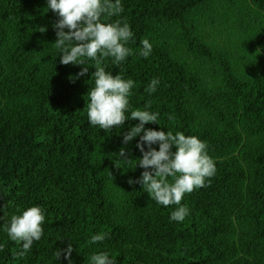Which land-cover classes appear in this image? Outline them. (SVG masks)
<instances>
[{"label":"trees","instance_id":"1","mask_svg":"<svg viewBox=\"0 0 264 264\" xmlns=\"http://www.w3.org/2000/svg\"><path fill=\"white\" fill-rule=\"evenodd\" d=\"M122 3L104 22L127 19L133 54L121 65L105 58L106 70L136 82L132 110L150 104L160 113L146 128L206 141L216 174L182 200L190 215L170 221L174 206L129 185L144 171L137 161L115 163L138 121L112 132L87 121L95 62L70 80L83 66L59 62L58 17L46 0H0V264H67L54 251L70 241L74 264L100 251L117 264H264V0ZM145 38L147 59L138 55ZM153 77L161 83L149 94ZM138 139L129 159L142 157ZM33 205L46 209L44 236L16 260L20 244L3 226ZM97 232L106 239L90 244Z\"/></svg>","mask_w":264,"mask_h":264},{"label":"clouds","instance_id":"2","mask_svg":"<svg viewBox=\"0 0 264 264\" xmlns=\"http://www.w3.org/2000/svg\"><path fill=\"white\" fill-rule=\"evenodd\" d=\"M45 9L58 17L52 26L56 35L52 45L59 52V62L83 66L70 80L75 81L88 74L87 61L95 62V71L91 73L93 84L87 92V121L90 126L112 132L113 129H122L126 121H138L123 134L124 146L113 154L115 163L126 169L134 160L137 161L135 167L138 165L144 171L137 179H129V185H141L151 201L158 205L174 206L169 215L170 221L183 222L190 215V208L182 200L186 194L211 182L217 171L216 162L208 153L207 142L198 136L165 131L163 127H160L161 130L146 128L147 124L159 125L160 113L153 111L150 104L132 110L130 98L136 82L106 70L103 64L105 58H111L114 65H121L133 54L128 45L134 40V32L127 19L121 16L113 22H104L124 12L122 0H46ZM39 31L45 32L46 28L41 27ZM140 45L138 55L147 59L153 45L146 38L140 41ZM160 83L158 78L153 77L147 86L149 94L156 92ZM169 119L172 117L169 116ZM137 137L135 147L142 157L129 159L127 145ZM154 145H158V150ZM45 219L46 209L33 205L19 214H13L3 226L8 239L20 244L14 259H22L32 251L34 242L41 240ZM106 237V233L97 232L90 236L88 242L96 244ZM3 248L4 245L0 244V251ZM72 252L73 243L70 241L66 247L56 249L54 256L56 260L63 256L67 264H74ZM90 264H117V260L108 252L100 251L91 255Z\"/></svg>","mask_w":264,"mask_h":264}]
</instances>
